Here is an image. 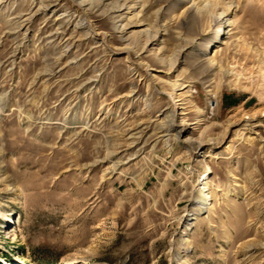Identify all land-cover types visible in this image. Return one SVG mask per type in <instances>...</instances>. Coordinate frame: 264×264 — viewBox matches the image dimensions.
I'll use <instances>...</instances> for the list:
<instances>
[{
    "label": "rangeland",
    "instance_id": "obj_1",
    "mask_svg": "<svg viewBox=\"0 0 264 264\" xmlns=\"http://www.w3.org/2000/svg\"><path fill=\"white\" fill-rule=\"evenodd\" d=\"M0 264H264V0H0Z\"/></svg>",
    "mask_w": 264,
    "mask_h": 264
},
{
    "label": "bare ground",
    "instance_id": "obj_2",
    "mask_svg": "<svg viewBox=\"0 0 264 264\" xmlns=\"http://www.w3.org/2000/svg\"><path fill=\"white\" fill-rule=\"evenodd\" d=\"M28 20H30V19H26V21H28ZM225 23V22H224ZM177 86V85H176ZM173 111H174V109H173ZM180 111H182V109L180 108ZM180 115V114H179ZM167 118L170 120V124H174V122L176 121V119H177V115H176V113L175 112H172V114L170 115V116H167ZM198 124L200 125L201 124V122H198ZM172 126V125H171ZM198 126V125H197ZM178 133V132H177Z\"/></svg>",
    "mask_w": 264,
    "mask_h": 264
}]
</instances>
